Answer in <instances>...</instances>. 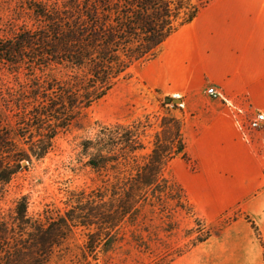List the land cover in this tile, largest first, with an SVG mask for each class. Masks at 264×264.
<instances>
[{"label": "trees", "instance_id": "trees-1", "mask_svg": "<svg viewBox=\"0 0 264 264\" xmlns=\"http://www.w3.org/2000/svg\"><path fill=\"white\" fill-rule=\"evenodd\" d=\"M23 4L32 25L13 26L0 37V63L14 72L25 70L27 79L18 88L0 91V182L43 159L60 132L106 96L131 65L153 57L178 21L186 24L199 11L198 0ZM144 134L130 124H99L95 137L81 142L85 164L94 170L125 164L129 174L119 173L108 193L81 195L63 214L45 221L29 217L22 198L14 221H0V264H46L76 226L93 227L81 255L84 264H97L115 247L123 221L161 187L165 165L186 155L181 121L169 115L145 162L135 164Z\"/></svg>", "mask_w": 264, "mask_h": 264}, {"label": "rangeland", "instance_id": "rangeland-1", "mask_svg": "<svg viewBox=\"0 0 264 264\" xmlns=\"http://www.w3.org/2000/svg\"><path fill=\"white\" fill-rule=\"evenodd\" d=\"M25 1L0 0V37L9 35L13 26L32 25L34 20L24 8ZM211 1L198 0V10ZM181 24L178 21L176 29ZM150 58L131 65L106 96L60 132L43 159L16 173L10 181L0 182V221H14L22 198L27 201L28 216L45 221L63 214L81 195L108 193L119 173L120 177L127 176L130 168L125 164L101 170L85 164L81 142L94 138L99 124H130L139 133L145 131L144 148L133 156V163L140 165L151 151L156 133L162 131L164 117L173 115L184 127L182 102H168L169 96L146 83L143 69ZM25 81V70L14 72L0 63V91L18 88ZM184 140L185 157L175 156L165 165L161 187L140 204L133 218L123 221L115 247L101 255L97 264H264V218L260 222L261 216L253 212L251 203H238L217 215H208L180 177L181 159L189 172L199 169ZM92 230L74 227L68 238L54 247L46 264H84L81 253Z\"/></svg>", "mask_w": 264, "mask_h": 264}, {"label": "crops", "instance_id": "crops-1", "mask_svg": "<svg viewBox=\"0 0 264 264\" xmlns=\"http://www.w3.org/2000/svg\"><path fill=\"white\" fill-rule=\"evenodd\" d=\"M143 73L164 96L182 98L181 134L199 164L189 172L179 162L191 196L210 216L251 203L262 222L264 125L243 138L225 103L206 89L214 85L224 96L264 111V0L211 1L162 43Z\"/></svg>", "mask_w": 264, "mask_h": 264}, {"label": "built area", "instance_id": "built-area-1", "mask_svg": "<svg viewBox=\"0 0 264 264\" xmlns=\"http://www.w3.org/2000/svg\"><path fill=\"white\" fill-rule=\"evenodd\" d=\"M206 93L212 98H220L225 103L228 114L243 138L250 139L255 131L263 127L264 111L251 109L224 96L223 92L214 85L208 86Z\"/></svg>", "mask_w": 264, "mask_h": 264}, {"label": "water", "instance_id": "water-1", "mask_svg": "<svg viewBox=\"0 0 264 264\" xmlns=\"http://www.w3.org/2000/svg\"><path fill=\"white\" fill-rule=\"evenodd\" d=\"M167 101L168 102H173V103H181L182 102V98L180 97H167Z\"/></svg>", "mask_w": 264, "mask_h": 264}]
</instances>
